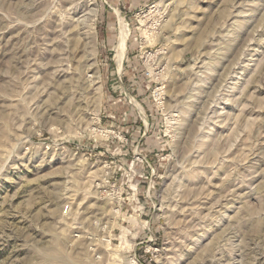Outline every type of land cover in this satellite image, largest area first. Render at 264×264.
Masks as SVG:
<instances>
[{
  "label": "rangeland",
  "instance_id": "rangeland-1",
  "mask_svg": "<svg viewBox=\"0 0 264 264\" xmlns=\"http://www.w3.org/2000/svg\"><path fill=\"white\" fill-rule=\"evenodd\" d=\"M0 264H264V0H0Z\"/></svg>",
  "mask_w": 264,
  "mask_h": 264
},
{
  "label": "bare ground",
  "instance_id": "bare-ground-1",
  "mask_svg": "<svg viewBox=\"0 0 264 264\" xmlns=\"http://www.w3.org/2000/svg\"><path fill=\"white\" fill-rule=\"evenodd\" d=\"M123 28H125V27H123ZM126 40H127V31L123 30L122 33H121L120 48H119V51H118V54H117V59H118V62H119L118 65H119V69L120 70H121V68L123 66V62L125 60Z\"/></svg>",
  "mask_w": 264,
  "mask_h": 264
}]
</instances>
